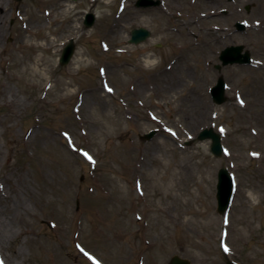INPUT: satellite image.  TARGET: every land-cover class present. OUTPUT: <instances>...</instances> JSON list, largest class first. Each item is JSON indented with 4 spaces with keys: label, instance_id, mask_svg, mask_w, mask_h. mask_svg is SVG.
<instances>
[{
    "label": "rangeland",
    "instance_id": "374dc122",
    "mask_svg": "<svg viewBox=\"0 0 264 264\" xmlns=\"http://www.w3.org/2000/svg\"><path fill=\"white\" fill-rule=\"evenodd\" d=\"M234 5L247 29L190 27L181 52L178 35L142 13L159 43L146 52L150 42H128L133 0H0V215L12 228L0 264H264V0ZM230 43L253 62L218 70ZM208 127L223 135L221 157L198 139ZM222 167L236 183L226 220Z\"/></svg>",
    "mask_w": 264,
    "mask_h": 264
},
{
    "label": "flooded vegetation",
    "instance_id": "af4514ba",
    "mask_svg": "<svg viewBox=\"0 0 264 264\" xmlns=\"http://www.w3.org/2000/svg\"><path fill=\"white\" fill-rule=\"evenodd\" d=\"M209 3L210 6L207 9L206 0H133L136 12L135 28L144 27L149 30V38L146 42H150L152 48H148L146 52L153 50L155 45H159V43L154 39L157 27L145 22L142 19V13H151L152 19L154 17L158 21L161 19V23L165 22L167 34H171L173 37L178 35L179 38L175 40V44H170L175 51L178 49L181 52L180 50L185 49L183 46L185 42H188L189 37H196V32L189 33L188 28L190 27L199 32L206 31L208 35L223 31L226 36L231 38L236 31V20H232V14L236 11L234 2L231 3L228 0H210ZM229 4H232V6H229ZM224 8H227L229 13L223 14L222 10ZM212 20H223V24L211 23ZM158 21H154V23L156 24ZM178 24L184 25L186 30L176 27ZM175 45L177 48H175ZM225 46L226 44L223 45V47Z\"/></svg>",
    "mask_w": 264,
    "mask_h": 264
},
{
    "label": "water",
    "instance_id": "95a60500",
    "mask_svg": "<svg viewBox=\"0 0 264 264\" xmlns=\"http://www.w3.org/2000/svg\"><path fill=\"white\" fill-rule=\"evenodd\" d=\"M248 10L250 9V6L248 5L246 7ZM96 21V16L94 13H87L86 19L84 21V24L86 27H92ZM237 27L239 30L245 29L246 25L244 23L238 22ZM139 42L137 40V31L133 32V38L131 40ZM244 46L238 45L236 47H228L221 53V59L223 61V65L227 64H233V63H240V64H249L251 63V54L249 51H245L243 53ZM75 52V39H71L69 43L64 47L62 56L60 58L61 65H66L70 62L73 54ZM218 68H221V65H217ZM225 89L226 84L224 77L221 76L218 79V82L215 86L211 88V94L213 97V101L216 104H222L226 101L225 96ZM156 134V131H152L149 134H146L144 138L151 139ZM207 138L212 139L211 144V151L214 155L217 157H220L223 153V145L221 142V136L216 133L212 128L210 129H204L199 134V139L204 140ZM232 177L228 171L227 168H221L219 171V178H218V184H217V200H218V211L220 213H224L232 200L233 192H234V184L232 182ZM168 264H191V261L187 258H183L179 255H174L170 262ZM228 264H236L235 262H230Z\"/></svg>",
    "mask_w": 264,
    "mask_h": 264
},
{
    "label": "bare ground",
    "instance_id": "6f19581e",
    "mask_svg": "<svg viewBox=\"0 0 264 264\" xmlns=\"http://www.w3.org/2000/svg\"><path fill=\"white\" fill-rule=\"evenodd\" d=\"M9 217H6V219ZM226 216H224V219ZM12 232V228H10L9 225L6 224L5 218H3V215H0V241L5 240V238L10 235Z\"/></svg>",
    "mask_w": 264,
    "mask_h": 264
},
{
    "label": "snow or ice",
    "instance_id": "6c2138e0",
    "mask_svg": "<svg viewBox=\"0 0 264 264\" xmlns=\"http://www.w3.org/2000/svg\"><path fill=\"white\" fill-rule=\"evenodd\" d=\"M85 155H87V153H85ZM89 159H91V157H89ZM226 250H227V248H226Z\"/></svg>",
    "mask_w": 264,
    "mask_h": 264
}]
</instances>
